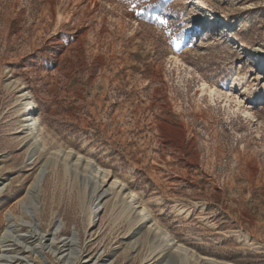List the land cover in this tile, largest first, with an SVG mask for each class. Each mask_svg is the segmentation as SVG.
<instances>
[{
	"label": "rangeland",
	"instance_id": "374dc122",
	"mask_svg": "<svg viewBox=\"0 0 264 264\" xmlns=\"http://www.w3.org/2000/svg\"><path fill=\"white\" fill-rule=\"evenodd\" d=\"M198 1L0 0V264H264V0ZM58 150L152 224L122 194L91 223L103 177Z\"/></svg>",
	"mask_w": 264,
	"mask_h": 264
},
{
	"label": "bare ground",
	"instance_id": "6f19581e",
	"mask_svg": "<svg viewBox=\"0 0 264 264\" xmlns=\"http://www.w3.org/2000/svg\"><path fill=\"white\" fill-rule=\"evenodd\" d=\"M192 4L196 5H201V3L198 0H192ZM207 88L204 86L202 89V93H205ZM215 93L214 90H210V95L213 96ZM21 100H22V105L24 106L23 109V118L24 121L27 122V132H28V137L29 139L31 138L32 141L34 142L35 148L38 149H44L42 145V138L41 134L39 132V123L36 118V107L33 102V97L29 92L24 91L21 94ZM53 156H56L57 159L63 155L62 157L65 158L66 161H71L70 163L73 168H75L79 174H85L87 170L95 172L96 176L95 179H98V176L101 175L103 177V181H95V194H96V199L94 200V203L90 209L91 212V223H95L96 219L99 217V214L101 213L102 210V201L104 200L105 197L107 196H114L118 197L119 195H124L125 198L127 199L128 205L127 208L131 210V213H133L134 218H139L140 216H143L145 221L141 223V226H143L145 223L152 224L153 219L150 215L149 212H147L140 204L139 198L135 194L134 191H132L130 188H128L125 184L120 183L118 180H113L108 171L102 170L100 167L96 170L91 164L89 163H84L82 162V159L77 156H73V154L68 151V153L62 154V152L54 151L52 154ZM51 155V156H52ZM60 159V158H59ZM58 159V160H59ZM69 163V162H68ZM70 165V166H71ZM43 174L42 172L37 176L34 185L30 188L29 194L34 192L35 188L39 183L42 181ZM107 187V188H106ZM5 190V189H4ZM3 192V188L0 189V194ZM26 204V203H25ZM23 215L29 218V221H23L22 223L20 222H15L14 218L16 213L11 212L7 217H6V222L8 223V229L10 231H17L20 228H30L31 231L37 233L38 232V227L36 224L33 223V213L36 212L34 208V203L33 201H28L27 204L23 208ZM130 212V211H129ZM180 216V215H179ZM156 225V223L153 224V227ZM30 235V234H29ZM41 235V234H40ZM8 238V237H7ZM33 238V237H32ZM155 239L158 240L160 245H164L172 251L174 255L185 257L187 256V251L174 243V240L171 238V236L165 232L162 227L159 225H156L155 228ZM68 242V241H67ZM75 242V238L72 237V239L69 241V243H66V247L72 246V244ZM64 246V247H65ZM74 246V245H73ZM4 251V250H3ZM184 255V256H183ZM172 256V255H171ZM208 264H213L212 262H208Z\"/></svg>",
	"mask_w": 264,
	"mask_h": 264
},
{
	"label": "snow or ice",
	"instance_id": "6c2138e0",
	"mask_svg": "<svg viewBox=\"0 0 264 264\" xmlns=\"http://www.w3.org/2000/svg\"><path fill=\"white\" fill-rule=\"evenodd\" d=\"M160 23H162V24H163V23H165V21L161 20V21H160Z\"/></svg>",
	"mask_w": 264,
	"mask_h": 264
}]
</instances>
